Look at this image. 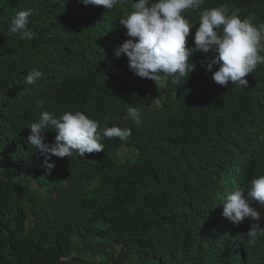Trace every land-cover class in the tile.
Returning a JSON list of instances; mask_svg holds the SVG:
<instances>
[{"label":"trees","instance_id":"16d2710c","mask_svg":"<svg viewBox=\"0 0 264 264\" xmlns=\"http://www.w3.org/2000/svg\"><path fill=\"white\" fill-rule=\"evenodd\" d=\"M133 2L107 10L81 0H0V264H264V237L247 236L252 223L264 227L259 202L251 206L260 221L237 225L221 214L230 191L264 174V64L245 77L247 88L216 84L201 64L211 53L198 50L179 83L140 78L124 54L114 55L128 38L119 21ZM221 4L264 22V0H206L186 15L198 24L203 8ZM25 8L31 40L9 32ZM33 69L43 77L29 85ZM129 106L140 124L125 118ZM45 110L56 118L82 111L100 128L132 135L102 138L103 152L53 156L47 174L27 142ZM44 135L54 142V131ZM122 147L152 155L120 159Z\"/></svg>","mask_w":264,"mask_h":264},{"label":"clouds","instance_id":"9594fccd","mask_svg":"<svg viewBox=\"0 0 264 264\" xmlns=\"http://www.w3.org/2000/svg\"><path fill=\"white\" fill-rule=\"evenodd\" d=\"M205 2L135 0L131 4L130 13L120 18L119 23L126 29L125 36L128 38L121 40L124 42L115 49V57L124 54L129 70L140 78L163 84L167 77H171V82L176 84L186 74L189 77L194 70L196 65L191 57L195 51L211 53L210 57L206 55L201 64L212 73L216 84L227 86L231 82L247 88L248 80L245 77L253 73L258 65L264 64V22L253 23L251 17L241 18L238 8L221 4L203 8L199 23H193L186 13L200 10ZM81 3L111 10L120 0H81ZM32 14L30 8L17 11L11 20L9 32L18 34L22 40L34 39L36 33L29 27ZM197 25L193 37L194 47H187L190 30ZM213 66H218L214 72ZM42 77L40 70L33 69L27 73L26 83L35 84ZM146 92L142 86L137 99L144 97ZM152 104L154 109H161L164 102L154 95ZM125 118L136 124L142 122L139 109L133 106L127 108ZM28 129L30 134L27 142L44 156L47 174H51L55 168L53 156L63 158L76 153L83 157L85 153L103 152L102 138H118L126 142L132 135L131 129L127 127L100 128L99 121L82 111H66L56 118L53 113L45 110ZM45 131L56 133L52 144L45 142ZM261 139L264 140V137ZM127 150L128 153L134 152L130 148ZM134 153L138 154V150ZM228 185L231 186V175L228 176ZM253 202H259L264 209V174L253 177L246 188L236 187L230 191L221 203V214L237 225L245 218L260 221L262 213L251 206ZM247 236L251 243H255L258 238L264 237V227L260 223H252Z\"/></svg>","mask_w":264,"mask_h":264},{"label":"bare ground","instance_id":"6f19581e","mask_svg":"<svg viewBox=\"0 0 264 264\" xmlns=\"http://www.w3.org/2000/svg\"><path fill=\"white\" fill-rule=\"evenodd\" d=\"M137 155L139 156L140 160L141 159H145L146 160L147 158H149L152 155V151L149 154H145L144 151L140 149L138 151V154Z\"/></svg>","mask_w":264,"mask_h":264},{"label":"rangeland","instance_id":"374dc122","mask_svg":"<svg viewBox=\"0 0 264 264\" xmlns=\"http://www.w3.org/2000/svg\"><path fill=\"white\" fill-rule=\"evenodd\" d=\"M119 157H120V159H125L128 157L127 148H125V147L121 148V150L119 151Z\"/></svg>","mask_w":264,"mask_h":264}]
</instances>
